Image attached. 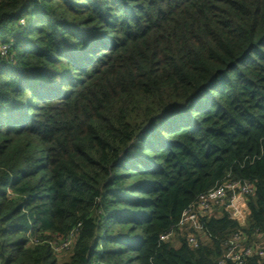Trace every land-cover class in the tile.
I'll use <instances>...</instances> for the list:
<instances>
[{"label":"trees","instance_id":"1","mask_svg":"<svg viewBox=\"0 0 264 264\" xmlns=\"http://www.w3.org/2000/svg\"><path fill=\"white\" fill-rule=\"evenodd\" d=\"M2 44L0 264L264 250V0H0ZM226 180L254 187L245 226L236 191L178 227Z\"/></svg>","mask_w":264,"mask_h":264},{"label":"built area","instance_id":"2","mask_svg":"<svg viewBox=\"0 0 264 264\" xmlns=\"http://www.w3.org/2000/svg\"><path fill=\"white\" fill-rule=\"evenodd\" d=\"M9 51V46L6 44L0 45V53L1 55H7ZM236 195L239 193L242 196L250 194L254 191V187L251 183H239L236 181L226 180L223 183L215 186L210 189L202 196H200L197 203L191 205L187 208L183 214L182 219L178 224V227L181 229L188 226V224L192 225L196 230L200 229L199 217L200 215H204V213L208 212L214 205L223 204L226 202L227 198L230 196V193L236 192ZM235 196V194L233 195ZM233 199L231 200V204L233 203ZM175 234V230H171L169 233L163 235L161 237L162 240L169 239L173 237ZM189 243L192 247H198V238L196 234L192 233L188 236ZM246 239V236L243 232H239L234 234L230 242L228 243V249L225 251L224 256L222 258L221 263H224L226 260H231L233 264H247V260L254 254V252L260 254L264 257L263 249H254L251 246H246L243 244V241ZM71 241L68 239L60 246L61 249H65L69 247ZM59 249V250H61Z\"/></svg>","mask_w":264,"mask_h":264},{"label":"rangeland","instance_id":"3","mask_svg":"<svg viewBox=\"0 0 264 264\" xmlns=\"http://www.w3.org/2000/svg\"><path fill=\"white\" fill-rule=\"evenodd\" d=\"M242 197H244V196H242V195H240L239 193L236 195V204L237 205H235L234 204V202L231 204V206L233 207V212H234V214H235V216L238 218V220H239V222H240V224H242V225H246L247 224V220H248V210H247V205H246V198H245V200L242 198ZM229 198V197H228ZM228 198H227V202H229V200H228ZM234 198V199H235ZM230 200H232L233 199V197L231 196L230 198H229ZM235 201V200H234ZM215 209H216V207H214V211H215ZM202 239L205 241L206 239L204 238V237H202ZM175 243H177V241L175 240ZM59 249H61L60 248V246H58L57 248H56V250H58V251H60Z\"/></svg>","mask_w":264,"mask_h":264},{"label":"crops","instance_id":"4","mask_svg":"<svg viewBox=\"0 0 264 264\" xmlns=\"http://www.w3.org/2000/svg\"><path fill=\"white\" fill-rule=\"evenodd\" d=\"M235 197H236V194H235V196H233V201L235 200V201H234V204H235V205H237V204H236V202H237V201H236V198H235ZM234 198H235V199H234ZM242 198L245 200V198H244V197H242ZM202 237H204V238H205V236H202Z\"/></svg>","mask_w":264,"mask_h":264}]
</instances>
